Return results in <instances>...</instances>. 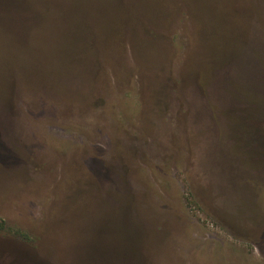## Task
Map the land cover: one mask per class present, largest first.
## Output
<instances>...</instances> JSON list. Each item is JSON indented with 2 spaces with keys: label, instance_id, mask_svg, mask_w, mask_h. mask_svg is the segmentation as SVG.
I'll return each instance as SVG.
<instances>
[{
  "label": "rangeland",
  "instance_id": "374dc122",
  "mask_svg": "<svg viewBox=\"0 0 264 264\" xmlns=\"http://www.w3.org/2000/svg\"><path fill=\"white\" fill-rule=\"evenodd\" d=\"M10 17L0 264H264V0Z\"/></svg>",
  "mask_w": 264,
  "mask_h": 264
},
{
  "label": "water",
  "instance_id": "95a60500",
  "mask_svg": "<svg viewBox=\"0 0 264 264\" xmlns=\"http://www.w3.org/2000/svg\"><path fill=\"white\" fill-rule=\"evenodd\" d=\"M25 0H0V25H7L9 21L15 20V17ZM1 27V26H0Z\"/></svg>",
  "mask_w": 264,
  "mask_h": 264
},
{
  "label": "trees",
  "instance_id": "16d2710c",
  "mask_svg": "<svg viewBox=\"0 0 264 264\" xmlns=\"http://www.w3.org/2000/svg\"><path fill=\"white\" fill-rule=\"evenodd\" d=\"M30 21L32 22V20L30 19Z\"/></svg>",
  "mask_w": 264,
  "mask_h": 264
}]
</instances>
